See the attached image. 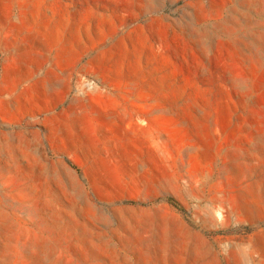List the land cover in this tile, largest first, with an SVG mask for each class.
I'll list each match as a JSON object with an SVG mask.
<instances>
[{
	"label": "rangeland",
	"instance_id": "374dc122",
	"mask_svg": "<svg viewBox=\"0 0 264 264\" xmlns=\"http://www.w3.org/2000/svg\"><path fill=\"white\" fill-rule=\"evenodd\" d=\"M0 264H264V0H0Z\"/></svg>",
	"mask_w": 264,
	"mask_h": 264
},
{
	"label": "crops",
	"instance_id": "0c3cea01",
	"mask_svg": "<svg viewBox=\"0 0 264 264\" xmlns=\"http://www.w3.org/2000/svg\"><path fill=\"white\" fill-rule=\"evenodd\" d=\"M27 18L28 19L19 20L18 27L21 26L34 29V35L39 37L44 36V34L41 32V28L43 24V18H46V14L43 16L42 13L31 12ZM8 81L9 78H5L3 84H6ZM11 84L13 85V89L15 91H21V89L25 88V86L30 85L32 90L39 91L43 89V87L46 89L47 81L45 76L41 75L40 68L33 70L30 69L29 71L24 68L18 72V75L14 79H12ZM40 99L41 96L39 95V100L37 99L38 104L36 106L39 111L40 107H42L40 104Z\"/></svg>",
	"mask_w": 264,
	"mask_h": 264
},
{
	"label": "trees",
	"instance_id": "16d2710c",
	"mask_svg": "<svg viewBox=\"0 0 264 264\" xmlns=\"http://www.w3.org/2000/svg\"><path fill=\"white\" fill-rule=\"evenodd\" d=\"M168 202L171 204V205H173V206H175V207H177V208H181L180 207V205H179V203H177V201H175L174 199H168Z\"/></svg>",
	"mask_w": 264,
	"mask_h": 264
},
{
	"label": "bare ground",
	"instance_id": "6f19581e",
	"mask_svg": "<svg viewBox=\"0 0 264 264\" xmlns=\"http://www.w3.org/2000/svg\"><path fill=\"white\" fill-rule=\"evenodd\" d=\"M57 82V81H56Z\"/></svg>",
	"mask_w": 264,
	"mask_h": 264
}]
</instances>
